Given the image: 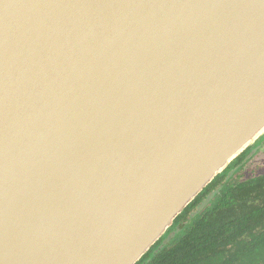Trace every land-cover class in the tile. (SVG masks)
Returning <instances> with one entry per match:
<instances>
[{"label": "water", "instance_id": "obj_1", "mask_svg": "<svg viewBox=\"0 0 264 264\" xmlns=\"http://www.w3.org/2000/svg\"><path fill=\"white\" fill-rule=\"evenodd\" d=\"M264 135V0H0V264H137Z\"/></svg>", "mask_w": 264, "mask_h": 264}, {"label": "trees", "instance_id": "obj_2", "mask_svg": "<svg viewBox=\"0 0 264 264\" xmlns=\"http://www.w3.org/2000/svg\"><path fill=\"white\" fill-rule=\"evenodd\" d=\"M248 149L187 206L161 241L173 232L179 238L152 258L158 241L141 264H264V174L243 180L237 172Z\"/></svg>", "mask_w": 264, "mask_h": 264}, {"label": "rangeland", "instance_id": "obj_3", "mask_svg": "<svg viewBox=\"0 0 264 264\" xmlns=\"http://www.w3.org/2000/svg\"><path fill=\"white\" fill-rule=\"evenodd\" d=\"M264 136V135H263ZM263 136L256 142V146L251 149L244 157L247 159L244 167H239L237 172H240L243 180L260 176L264 174V142Z\"/></svg>", "mask_w": 264, "mask_h": 264}, {"label": "flooded vegetation", "instance_id": "obj_4", "mask_svg": "<svg viewBox=\"0 0 264 264\" xmlns=\"http://www.w3.org/2000/svg\"><path fill=\"white\" fill-rule=\"evenodd\" d=\"M263 139H264V136H263ZM262 143L264 144V142H262ZM254 145H255V144H254ZM254 145H253L251 148H249V149L247 150V153H248L251 149H253V148L255 147ZM247 153H246V154H247ZM246 154H245V155H246ZM243 162H244V164H243L242 167H244L245 163L247 162V159H244ZM208 200H209V198L207 199V201H208ZM189 222H190V221H189ZM189 222H188V223H189ZM171 227H172V226H171ZM182 228H183L182 226L178 227V228H177V231H180ZM163 236H164V235H163ZM178 238H179V237H178V234H176L175 232L168 234V235L165 237V239H163L162 241H161V239H162V237H161V239L159 240V241H161V245H158V246H156V247L152 246V247H154V249H152V247H151L152 252L150 253L149 256L153 258V256H154L155 254H157L159 251H161L162 248L168 246L171 242L177 240ZM151 249H150V250H151ZM150 250H149V251H150ZM149 251H148V252H149ZM148 252H147V253H148ZM147 253H146V254H147ZM146 254H145V255H146ZM152 255H153V256H152ZM143 257H144V256H143ZM143 257H142V258H143ZM142 258H141V259H142ZM151 261H152V260H151ZM151 261H150V262H151ZM147 262H149V261L146 260L143 264H146ZM150 262H149L148 264H150ZM138 263L141 264L140 261H139Z\"/></svg>", "mask_w": 264, "mask_h": 264}]
</instances>
